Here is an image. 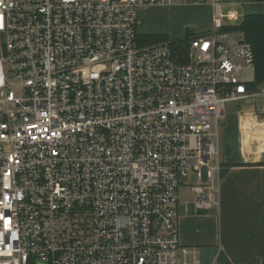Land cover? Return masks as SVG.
<instances>
[{"label": "built area", "instance_id": "1", "mask_svg": "<svg viewBox=\"0 0 264 264\" xmlns=\"http://www.w3.org/2000/svg\"><path fill=\"white\" fill-rule=\"evenodd\" d=\"M164 3L0 0V264H199L180 179L195 173L198 211L219 208L226 106L259 99L264 116V88L243 78L250 43L221 31L231 0L177 52L137 31Z\"/></svg>", "mask_w": 264, "mask_h": 264}, {"label": "crops", "instance_id": "2", "mask_svg": "<svg viewBox=\"0 0 264 264\" xmlns=\"http://www.w3.org/2000/svg\"><path fill=\"white\" fill-rule=\"evenodd\" d=\"M209 4V24H205L200 33L213 27V10ZM227 7L238 15L241 8L242 16L264 14V0H231ZM251 71L253 74V69ZM255 102L240 103L243 108L248 104V113L238 110L240 121L235 136L232 137L225 126L226 117L232 113L224 118L221 167L217 175L219 208L198 211L194 200L189 201L182 194L181 187L179 189L176 207L179 239L183 245L197 248L199 264H264V163H261L264 162V153L251 161L244 159L243 151L247 152L244 138L247 140V137L241 126V123L244 126V115L248 116V121L254 119L251 116Z\"/></svg>", "mask_w": 264, "mask_h": 264}, {"label": "rangeland", "instance_id": "3", "mask_svg": "<svg viewBox=\"0 0 264 264\" xmlns=\"http://www.w3.org/2000/svg\"><path fill=\"white\" fill-rule=\"evenodd\" d=\"M165 3L163 5L154 4L146 10L139 9L138 13V26L137 31L140 33L141 38L145 37V35L150 34H159L166 36L167 40L182 38L187 32H191L192 35L188 36L189 38L193 35L200 34V29H202L205 24H209V18L207 9L209 7L210 0H206L205 2H194L193 0H164ZM230 9L229 7H225L224 10ZM238 19L233 22H229L226 19L224 20L226 26H236L239 25L242 20V9L239 8ZM211 30H215L212 27ZM206 33V32H205ZM230 35L233 38L239 39L242 35L237 31H229ZM161 43V42H158ZM155 43V44H158ZM243 78L247 80H252L253 74L251 69L246 68L243 72ZM252 104V103H251ZM250 104V105H251ZM256 106L254 107V115L251 117L257 116L258 122L264 119V116L259 114V104L260 100L257 99L254 103ZM243 110V113H248V104L246 106H241L236 103H228L226 106V114L228 115L230 112L232 115L226 117L225 126L228 127L231 136H235L236 129L238 128L240 121V111ZM246 116L244 115V126L241 123L243 129L245 128L246 137L248 136V128L246 124ZM248 117V116H247ZM224 124V120L222 125ZM248 127L249 124H248ZM262 130V129H260ZM224 142V132L223 126L220 128V145H219V155L221 157V152L223 148ZM247 140L244 138V143L246 144ZM257 142L254 141L251 148L247 152L243 151L244 159L252 160L258 158L259 154L257 153ZM257 153V154H256ZM263 154V153H262ZM215 158L211 159V164H214ZM181 191L182 194L188 198L189 201L194 200V193L191 191V187L197 184V179L195 173L191 170L188 177L181 178Z\"/></svg>", "mask_w": 264, "mask_h": 264}, {"label": "trees", "instance_id": "4", "mask_svg": "<svg viewBox=\"0 0 264 264\" xmlns=\"http://www.w3.org/2000/svg\"><path fill=\"white\" fill-rule=\"evenodd\" d=\"M221 31H237L242 38L250 43L254 52L253 80L248 82L247 87L250 90H256L258 87L264 88V14L248 13L242 17L239 25L224 26ZM191 32H187L182 38L167 40L166 36L159 34L145 35L140 41L143 44H155L158 42H169L174 52L183 49L188 44ZM264 163V162H261Z\"/></svg>", "mask_w": 264, "mask_h": 264}, {"label": "bare ground", "instance_id": "5", "mask_svg": "<svg viewBox=\"0 0 264 264\" xmlns=\"http://www.w3.org/2000/svg\"><path fill=\"white\" fill-rule=\"evenodd\" d=\"M247 117V116H246ZM247 122H249V126ZM246 124L248 128V136H247V148L249 150V144L254 143L256 141L258 144L256 146L257 148V153H260L264 150V122L263 123H257L255 120H249L246 118ZM262 129V130H260ZM256 153V154H257Z\"/></svg>", "mask_w": 264, "mask_h": 264}]
</instances>
